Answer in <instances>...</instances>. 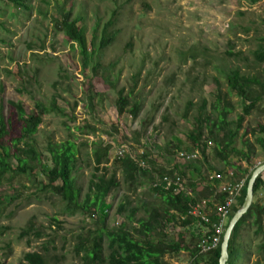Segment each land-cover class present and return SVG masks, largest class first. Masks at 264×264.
I'll use <instances>...</instances> for the list:
<instances>
[{
  "label": "rangeland",
  "instance_id": "374dc122",
  "mask_svg": "<svg viewBox=\"0 0 264 264\" xmlns=\"http://www.w3.org/2000/svg\"><path fill=\"white\" fill-rule=\"evenodd\" d=\"M22 2L0 0V105L6 121L5 144L19 137L22 125L10 102H21L29 114L38 101L47 108L39 125L38 141L40 145L48 138L54 141L71 138L76 142L81 153L74 174L83 191L92 171V162L85 152L93 140L101 139L111 146L108 165L122 146L136 159L146 155L153 164L145 160L149 166L173 170L178 175L183 173V188L187 190L190 181L198 185L222 166L213 157L212 143H206L207 159L196 148L198 157L194 160H182L180 155L186 151L185 146H191L187 134L193 127V116L201 98L213 101L219 83L225 90L222 71L238 66L242 72H261L264 78V65L255 66L251 56L259 37L264 36V0L255 4L245 0ZM58 5H64L66 10L72 7L79 16L77 25L86 26L87 37L96 19L106 21L115 12L113 28L117 34L100 59L106 71L93 75L90 64L82 66L76 46L55 27ZM103 75L109 76L114 89ZM120 88L130 92V105L140 104L136 117L129 107L122 114L117 112L116 90ZM188 100L194 106L186 111ZM229 100L235 104L234 113L230 114L234 117L241 112V105L233 94ZM53 103L66 116L49 109ZM258 123L264 124V111L255 109L244 120L245 138L255 148L249 161H241V166L249 164L250 171L264 162L263 152L255 142L259 132H251ZM174 145L180 146V150ZM235 146L242 148L240 140ZM231 159L239 162L238 158ZM42 168L36 171L40 181L45 180ZM116 176L120 185L105 202L110 206L105 223L111 229L125 221L124 214L116 212L125 195L130 197L132 205L143 202L149 206L158 202L147 183L133 189L122 182L120 171ZM24 184L29 186L26 180ZM30 188L19 186L13 191L10 184L0 186L1 198L13 196L0 211V262L18 264L25 252L46 246L50 252L65 256L61 264L78 263L73 251L75 235L95 229L96 218L81 212L69 214L58 196L34 193ZM258 199L264 203V191ZM143 213L140 208L136 216ZM52 217L59 220V225L53 224ZM251 220L247 218L239 227L245 252L240 260L239 243H236L234 264H264V253L251 248L249 242V239L257 242L264 235L251 234L254 229ZM224 221L227 223L228 219ZM30 224L34 230L41 231L40 238L32 231L20 236ZM179 231V226L168 224L164 231L166 240H175ZM188 257L184 250L177 257L166 256L171 264H187Z\"/></svg>",
  "mask_w": 264,
  "mask_h": 264
},
{
  "label": "trees",
  "instance_id": "16d2710c",
  "mask_svg": "<svg viewBox=\"0 0 264 264\" xmlns=\"http://www.w3.org/2000/svg\"><path fill=\"white\" fill-rule=\"evenodd\" d=\"M17 1L23 4L22 0ZM245 1L248 4H255L260 0ZM56 9L59 13L54 18L55 27L76 46L82 66L90 64L93 75L106 71L102 69L100 59L104 49L115 40L117 34V30L113 28L115 12L113 11L106 21L96 19L94 29L87 37V28L84 24L77 25L79 16L74 14L72 7L66 10L64 5H58ZM229 55L235 56L232 53ZM251 56L255 66L264 65V36L259 37V43L251 51ZM221 74L225 90L221 89V83H219L216 86L217 91L213 101L201 98L197 104L196 114L193 116V127L187 134L191 146H185L184 149L187 152H192L195 148L199 149L202 157L207 159L206 143H212L213 157L222 164V167L215 171L224 174L226 179H229L226 177L228 170L233 171L234 179L246 177L245 186L232 208L231 217L243 203L247 181L253 170H249V164L247 167L241 166V161H249L250 152L255 148L249 139L245 138L244 120L255 109L264 111V78L260 75L261 72H242L238 66L222 71ZM102 77L114 89L109 76ZM116 93L117 112L122 114L129 107L132 116L136 117L141 108L140 104L133 102L130 105V92L125 93L124 88L116 90ZM232 94L237 97L241 105V112L236 113L234 117L230 116L235 110V104L229 100ZM92 99L90 98L89 101L93 102ZM10 103L16 110L22 125L19 137L12 139L9 145L5 144L3 139L6 135V121L0 105V186L5 183L10 184L13 191L19 186L27 189L31 187L34 193L56 195L69 214L81 212L96 218L95 229L75 235L73 251L79 262L73 264H171L166 256L170 259L177 257L183 250L189 256L187 264H219L223 235L214 248L200 252L198 243L204 236L205 225L197 216L191 214L193 207L202 199L212 197L219 180L210 181L205 176L199 181V186L190 181L189 190L182 188L174 192V186L165 189L162 184L154 185L156 179L161 180L164 175L174 178L177 174L173 170L151 166L152 161H149L144 154H141V158L150 162V166H140L128 154L112 159L108 165L111 146L99 139L93 140L89 151L85 152V155L90 157L89 161L92 162V171L87 188L83 191L77 181V175L74 174L79 168L77 160L81 153L76 142L71 138L60 141L48 138L40 145L37 135L40 131L42 115L47 110L46 106L35 101L33 111L27 114L21 102L11 101ZM193 106V102L188 100L186 111ZM49 109L66 116L65 111L55 103L51 104ZM240 130H242L241 134ZM256 131L259 134L255 136V142L263 152L264 161V124L258 123L256 128H251L254 134ZM237 140H240L242 148L235 146ZM174 148L180 150L178 145H174ZM231 158H238L239 162L234 163ZM40 166H43L44 181L38 180L36 176ZM118 171L122 175V182L133 189L147 183V188L158 202L149 206L143 202L141 205H132L130 197L125 195L116 211L119 215L124 214L125 221L111 229L105 223L107 216L105 213L110 208L105 202L112 190L120 185L116 176ZM262 174L257 176L253 184V201L249 209L238 220L231 233L227 248L228 264H234L237 232L247 218L252 219L254 233L264 235V206L257 196L264 188ZM179 176L183 177V173ZM24 180L29 182V186L24 184ZM216 197L220 200L222 194H217ZM12 198L13 196L1 198L0 194V211ZM140 208L144 210V213L136 216ZM217 218L216 215H211L212 222H215ZM51 220L55 225L60 223L56 217H52ZM168 224H174L180 228L173 241L166 240L164 231ZM30 231L36 238L42 236L41 231L34 230L32 224L27 230L23 229L20 236L29 235ZM211 231L212 228L209 225V232ZM260 247L264 251V241L261 242ZM64 258L63 254L50 252L46 246H42L39 251L25 252L18 264H61ZM0 264L9 263L0 262Z\"/></svg>",
  "mask_w": 264,
  "mask_h": 264
},
{
  "label": "built area",
  "instance_id": "2783aa9c",
  "mask_svg": "<svg viewBox=\"0 0 264 264\" xmlns=\"http://www.w3.org/2000/svg\"><path fill=\"white\" fill-rule=\"evenodd\" d=\"M124 154H128L126 148L120 146L115 152L114 156L119 158ZM133 158L140 166H147L145 160L136 159L135 156L128 154ZM182 160L191 161L198 157V151L193 150L192 152L184 151L180 155ZM176 174V173H175ZM233 171L228 170L226 177L221 172L210 173L207 178L208 180H219L218 181V191L214 192L212 197L202 199L198 205L194 206L191 210V214L197 216L202 224L205 225L204 236L200 239L198 243V248L200 252L208 251L214 248L220 241L221 235H223L225 230V219L230 218L232 213V208L236 203L237 197L239 196L241 190L245 186V178L234 179L232 178ZM157 184H162L165 189L174 186L173 191L178 192L183 188V179L178 174L172 178L168 175H164L161 180L156 179ZM217 194H222L220 200L217 199ZM211 215H216L218 218L215 222L211 221ZM209 225L212 231L209 232Z\"/></svg>",
  "mask_w": 264,
  "mask_h": 264
},
{
  "label": "water",
  "instance_id": "95a60500",
  "mask_svg": "<svg viewBox=\"0 0 264 264\" xmlns=\"http://www.w3.org/2000/svg\"><path fill=\"white\" fill-rule=\"evenodd\" d=\"M264 172V163L258 164L255 166L250 174V177L247 181L246 185V193L243 199V203L241 206L235 210L230 217L227 226L224 230L222 241L220 245V257H219V264H228V241L230 239L231 233L234 229V226L238 222V220L247 212L249 209L252 201H253V184L257 176Z\"/></svg>",
  "mask_w": 264,
  "mask_h": 264
},
{
  "label": "crops",
  "instance_id": "0c3cea01",
  "mask_svg": "<svg viewBox=\"0 0 264 264\" xmlns=\"http://www.w3.org/2000/svg\"><path fill=\"white\" fill-rule=\"evenodd\" d=\"M220 167H222V166H220ZM214 172H217V171H214ZM262 178H264V173L262 174ZM218 186H219V184H217V186H215V192L218 191ZM262 191H264V188L262 189ZM261 195H262V192H260L259 194H257L258 197L261 196ZM261 204L264 206V203H261ZM251 234H253L254 236H260V237L263 235L262 233L255 234L254 233V229L251 232ZM239 237H240V234H239V230H238L237 237H236V243H239L240 260H242V256H243V253L245 252L244 251L245 249L243 247H241V241H240V238ZM262 241H264V238H261L257 242H252V240L249 239L250 244L252 243L251 244V248H254L255 250L257 249V252L260 251V253H264L263 249H261V247H260V244H261ZM249 242H248V244H249ZM188 260H189V257H188ZM240 263H242V262L240 261Z\"/></svg>",
  "mask_w": 264,
  "mask_h": 264
}]
</instances>
